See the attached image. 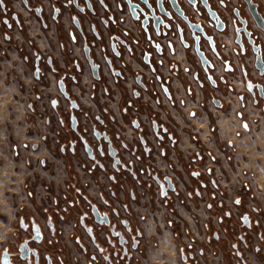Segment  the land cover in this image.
<instances>
[{"label":"flooded vegetation","instance_id":"1","mask_svg":"<svg viewBox=\"0 0 264 264\" xmlns=\"http://www.w3.org/2000/svg\"><path fill=\"white\" fill-rule=\"evenodd\" d=\"M12 56L17 60L11 61ZM0 81L18 85L29 96L25 120L33 123L30 131L38 140L26 149H53L55 159L62 158L66 166L74 159L88 175L96 169L106 172L107 165L114 172L133 173L135 162L151 159L153 141L160 146L166 137L171 147L178 144L170 126H160L156 120L159 109L169 122L160 99L171 100L177 85L184 96L181 107L197 101L198 90L206 93L208 107L228 111L223 99L233 93L239 103L236 118L244 129H248L246 107L255 109L264 121V0H0ZM29 82L31 88L26 90ZM38 101H48V107H39ZM188 116L200 117L196 110ZM193 141L198 144L197 138ZM208 159L216 161L211 153ZM202 160L195 155L190 163ZM39 163L53 171L44 158ZM141 173L167 202L176 194L170 177L160 179L150 168ZM190 173L196 179L202 176L199 171ZM165 178L174 191L162 196ZM199 187L206 183L199 182ZM92 207L106 215L88 201L82 223L87 221L89 234L93 227L105 226L94 221ZM106 217V245L112 248L117 242L122 251L105 259L103 247L95 245L89 255L92 264L111 263L113 257L123 263L141 246L138 232L127 220L111 223ZM247 219L243 218L242 229L258 225ZM29 231L16 254L5 255L9 263L41 264L45 259L52 264L53 254L37 245L40 233L33 225ZM119 239H124L123 245ZM23 244L36 256L30 253L22 260ZM187 249L185 259L194 264L200 252L196 242L190 241Z\"/></svg>","mask_w":264,"mask_h":264},{"label":"crops","instance_id":"2","mask_svg":"<svg viewBox=\"0 0 264 264\" xmlns=\"http://www.w3.org/2000/svg\"><path fill=\"white\" fill-rule=\"evenodd\" d=\"M15 58L12 56L11 61ZM4 67L7 68V65ZM228 83L227 87L233 84ZM31 85L29 82L24 88L29 90ZM234 86L239 92V86L235 83ZM10 89L15 93L13 97L18 106L15 114L20 129L15 133L20 140L19 146L25 150L22 158L16 159H19L21 169L28 168L30 164L36 165L33 173L28 169L19 177L24 189L21 201L16 206L20 233H11L10 242L19 240L20 244L27 240L33 225L35 233H40L37 245L43 248L52 245L55 249L52 264H92L89 255L95 245L103 247V258L111 256L112 252H121L122 247L117 242L112 248L106 245L105 226L93 227L91 234L87 232L90 226L87 221L83 225L82 219L90 201L109 217L111 223L118 219L127 220L142 241L139 250L128 256L125 262L120 263L113 257L111 263L105 264H189L185 256L188 255L190 241H195L200 251L194 260L197 264H238V252L245 261L242 243L233 244L231 249L228 244L239 225L236 212L245 213L241 217V224H245V217H248L249 223H253L239 192L246 193L248 187L252 191L248 184V173L258 171L254 158L262 157L264 150V121L259 119L255 109L246 107L243 110L248 123L246 130L236 118L239 103L233 93L223 99L224 105L230 106L228 111L208 107L206 93L198 90L197 101H188L181 107L180 100L184 96L177 85L171 100L160 99L169 122L159 109L156 120L160 126L164 123L170 126L178 138V144L171 147L166 137L160 146L153 141L151 159L135 162L133 173L128 170L114 172L107 165L106 172L96 169L88 175L74 159L70 160L68 166L64 165L62 158L55 159L53 149L41 146L38 152L28 148L27 151L25 143L38 140L37 135L30 131L32 124L25 120L29 116L27 103L30 99L19 91L18 85L12 84ZM220 89L223 90V86ZM36 103L40 105V101ZM191 110H196L200 117L189 118ZM194 138L198 139V144L193 141ZM162 150H165V156L161 155ZM141 153L138 149V154ZM208 153L215 156V162L208 159ZM195 155L203 160L193 166L190 161ZM42 158L53 165V171L41 167L39 161ZM127 162L125 156L124 163ZM89 168V165L85 167ZM148 168L160 179L167 176L172 179L176 194L170 195L169 202L160 197L156 185L150 183L146 173H141L142 169ZM193 170L199 171L202 176L193 178L190 173ZM112 175L114 180L110 179ZM257 181L260 183L259 179ZM199 182L206 183V187L200 188ZM196 188H199V192ZM252 192L250 198L259 199L264 212V191L255 187ZM237 200L240 203H236ZM221 214L226 219L222 220ZM50 220L52 228L48 226ZM95 264L102 262L100 260Z\"/></svg>","mask_w":264,"mask_h":264},{"label":"rangeland","instance_id":"3","mask_svg":"<svg viewBox=\"0 0 264 264\" xmlns=\"http://www.w3.org/2000/svg\"><path fill=\"white\" fill-rule=\"evenodd\" d=\"M13 95H15V93L12 92L10 87L3 85L0 81V264L3 256L16 254L20 245L19 240L12 242L9 240L11 233L13 234V232L16 233L17 231H20L19 215L18 212H16V206L21 201V193L24 189L23 182L19 181V177L22 173H27L28 169L30 173H33L32 170L36 166L34 164H30L28 168L23 167V169H21L19 166V159H16L22 158L21 156L25 153V150L24 148L22 150L19 146L20 140L15 133L16 131H19L20 124L17 119V115L15 114L17 113L16 109L18 106ZM40 105L41 108L44 105L48 107V101H45L44 104L40 103ZM40 105L38 106L40 107ZM25 144L30 147L32 143L26 142ZM17 148L19 150H17ZM27 151L29 150L27 149ZM12 152H14V155ZM32 159L36 160L35 158ZM9 160L12 161L8 162ZM255 161L257 163L258 171L248 173V176L250 175L248 184L252 187V191L255 190V187L259 191H264V150L262 151V157L254 158V162ZM257 179L260 180V183ZM252 191L251 188L248 187V191H246V193H241L240 191L239 194L240 196L242 195L243 204L245 203L244 205H247L245 210L251 216V221L258 222V225L253 226L251 229H245L246 231L239 228L241 224V217L245 213L242 214L236 212V221L239 225L236 231L232 233L234 235L228 244L231 249L233 244L240 242V236L244 237L245 242L240 243L243 245L246 258L244 262L242 261V258L241 260L235 258L238 264H264V212L260 208L261 201L255 197H253V199L250 198L251 196L249 195H253ZM252 200H254V203ZM220 217L222 220L226 219L224 214H221ZM220 233H222L221 229ZM248 245L250 247H248ZM54 250L55 249L52 245L44 248L45 252L50 251L49 253L52 254H54ZM44 260L45 259H42L40 263L46 264V261Z\"/></svg>","mask_w":264,"mask_h":264},{"label":"water","instance_id":"4","mask_svg":"<svg viewBox=\"0 0 264 264\" xmlns=\"http://www.w3.org/2000/svg\"><path fill=\"white\" fill-rule=\"evenodd\" d=\"M199 57L201 58L202 62H203V59H202V56L199 54ZM204 63V62H203ZM263 111H264V108H263ZM88 153H90V150H87ZM109 155L110 157H114L115 155V152L114 151H111V149L109 150ZM164 183H165V187H161V192H162V196H164L166 194L167 191H174V186L171 182V180L169 178H165L164 180ZM158 183H160L159 181H157ZM92 215H93V218H94V221L97 223V224H104L105 226H108L109 225V222H108V219L106 217V215H100V213L98 212V210L96 209V207H92ZM120 241V244L123 245L124 244V239H119ZM19 251L21 252V255H20V258L22 260H25V259H28L29 258V254L31 253L33 256H36V252L35 251H30L27 247H26V244H23ZM1 264H10L7 257L6 256H3L2 259H1Z\"/></svg>","mask_w":264,"mask_h":264},{"label":"snow or ice","instance_id":"5","mask_svg":"<svg viewBox=\"0 0 264 264\" xmlns=\"http://www.w3.org/2000/svg\"><path fill=\"white\" fill-rule=\"evenodd\" d=\"M71 2H72V0H69V3H71ZM205 2H206V0H205ZM73 19H74V18H73ZM157 47H159V46H157ZM186 71H187V69H186ZM245 127H246V126H245ZM236 203H240V201L237 200Z\"/></svg>","mask_w":264,"mask_h":264},{"label":"bare ground","instance_id":"6","mask_svg":"<svg viewBox=\"0 0 264 264\" xmlns=\"http://www.w3.org/2000/svg\"><path fill=\"white\" fill-rule=\"evenodd\" d=\"M259 142V141H258ZM241 146V145H240Z\"/></svg>","mask_w":264,"mask_h":264}]
</instances>
